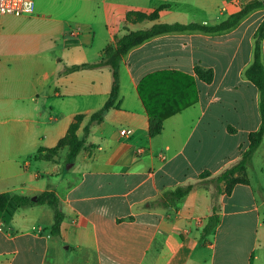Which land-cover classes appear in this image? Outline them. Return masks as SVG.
<instances>
[{"label":"crops","instance_id":"crops-1","mask_svg":"<svg viewBox=\"0 0 264 264\" xmlns=\"http://www.w3.org/2000/svg\"><path fill=\"white\" fill-rule=\"evenodd\" d=\"M82 1L69 26L42 14L46 0L0 15V194L7 205L15 194L36 201L50 191L64 214L54 235L50 204L17 206L8 219L3 209L0 264H264V178L250 172L257 158L264 164V139L243 173L248 183L227 191L223 182L217 194L214 181L261 125L260 92L246 69L264 5L227 31L169 32L135 46L121 60L115 106L75 161H66L67 149L54 161L36 157L80 114L82 135L111 95L109 67H69L98 61L130 31L215 25L263 0ZM163 4L156 19L138 18ZM262 53L264 62V38ZM208 70L211 81L201 76ZM150 109L165 117L156 136ZM123 128L134 133L122 136ZM189 184L186 195H173ZM214 206L220 223L203 236Z\"/></svg>","mask_w":264,"mask_h":264},{"label":"trees","instance_id":"trees-1","mask_svg":"<svg viewBox=\"0 0 264 264\" xmlns=\"http://www.w3.org/2000/svg\"><path fill=\"white\" fill-rule=\"evenodd\" d=\"M264 5L263 1H257L254 3L246 4L241 9L231 14L227 19L215 24L206 25L202 23L190 22L184 23H161L155 24L149 29L130 31L121 37H116V43L110 44L106 47L103 56L96 62L84 63L80 65H72L67 71L79 70L84 68L95 67H109L112 71V90L111 95L107 102L96 112L92 113L84 127L82 135L78 134V130L82 121L85 119V115H77L75 120L71 123L67 134L63 137L59 143L49 149H40L36 153L37 158L44 160L54 161L56 156L59 155L60 150L67 149L66 161L72 164L80 151L87 147L88 137L94 126L100 124L106 117L108 111L113 108L119 98L120 91V65L122 58L135 46L141 44L145 40L163 33L169 32H183L203 30L207 32H221L227 31L236 26L249 12ZM165 4L161 5L157 11L151 14L139 13V19H156L159 16V10L164 8ZM264 38V20L258 27L255 34V47H254V60L250 66L246 69V76L251 82H253L260 92V113H261V125L258 130L249 134V146L248 149L243 152L241 160L234 166L227 168L214 178L216 182V193L222 192L221 184L227 182V191H230L238 183H248L249 180L243 176V173L252 165L255 152L261 146L264 139V62L262 53V41ZM201 76L206 81H211L213 78V72L211 70L201 72ZM142 93V92H141ZM145 102L146 98L142 94ZM175 111V110H172ZM149 131L151 136L160 134L163 130L164 115L154 113L151 109ZM195 187V184H189L184 187L178 188L173 195L176 197H183ZM7 196L0 194V213L5 210V217L11 218L14 210L17 206L28 205L35 202L48 203L55 211V221L51 226V233L54 235H60L61 223L64 218V214L60 209L58 200L54 193L46 191L38 196V199L34 201L30 197L13 195L5 205ZM220 223V217L216 206L213 208V214L209 218V222L203 230V236L211 233L216 226Z\"/></svg>","mask_w":264,"mask_h":264},{"label":"rangeland","instance_id":"rangeland-1","mask_svg":"<svg viewBox=\"0 0 264 264\" xmlns=\"http://www.w3.org/2000/svg\"><path fill=\"white\" fill-rule=\"evenodd\" d=\"M39 2L40 0H38V3ZM82 3V0H46L42 14L46 15V17L51 20L57 21L59 24L69 26L73 19L76 17L80 18ZM256 161L254 167L257 169V173L253 170L254 167L250 172L253 173L254 176L264 178V173L262 171V169H264L263 161L260 158H257ZM262 232L263 229H261V233ZM211 237V240H213V235H211Z\"/></svg>","mask_w":264,"mask_h":264},{"label":"built area","instance_id":"built-area-1","mask_svg":"<svg viewBox=\"0 0 264 264\" xmlns=\"http://www.w3.org/2000/svg\"><path fill=\"white\" fill-rule=\"evenodd\" d=\"M32 0H0V15H23L31 12ZM133 128H123L120 130L122 136H131Z\"/></svg>","mask_w":264,"mask_h":264}]
</instances>
